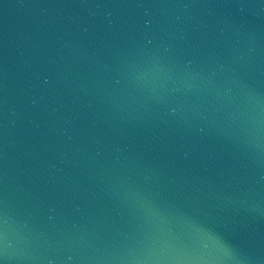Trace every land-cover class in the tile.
Returning <instances> with one entry per match:
<instances>
[{
	"label": "water",
	"instance_id": "95a60500",
	"mask_svg": "<svg viewBox=\"0 0 264 264\" xmlns=\"http://www.w3.org/2000/svg\"><path fill=\"white\" fill-rule=\"evenodd\" d=\"M0 264H264V0H0Z\"/></svg>",
	"mask_w": 264,
	"mask_h": 264
}]
</instances>
